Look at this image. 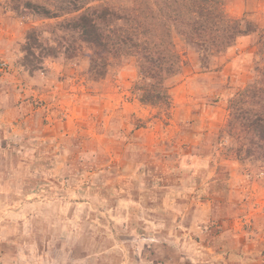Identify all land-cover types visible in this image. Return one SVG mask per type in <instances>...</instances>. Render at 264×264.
Wrapping results in <instances>:
<instances>
[{
	"label": "rangeland",
	"instance_id": "obj_1",
	"mask_svg": "<svg viewBox=\"0 0 264 264\" xmlns=\"http://www.w3.org/2000/svg\"><path fill=\"white\" fill-rule=\"evenodd\" d=\"M62 2L0 0V264H264V164L220 140L258 33L209 70L175 36L166 112L131 93L133 65L90 76ZM225 10L264 29V0Z\"/></svg>",
	"mask_w": 264,
	"mask_h": 264
},
{
	"label": "trees",
	"instance_id": "obj_2",
	"mask_svg": "<svg viewBox=\"0 0 264 264\" xmlns=\"http://www.w3.org/2000/svg\"><path fill=\"white\" fill-rule=\"evenodd\" d=\"M228 0H129L118 7L106 0H63L66 27L78 34L79 50L89 74L103 80L115 66L133 65L138 76L131 93L144 105L172 108L170 81L180 74L183 58L175 36L199 55L201 68L233 47L243 36L258 33L255 77L229 101V118L221 143L241 161L264 164V29L246 19L231 18ZM30 9V8H27ZM45 10V9H44ZM44 17L56 18L50 10ZM42 47L34 31L25 51ZM48 51V50H45ZM48 51L46 55L55 52Z\"/></svg>",
	"mask_w": 264,
	"mask_h": 264
},
{
	"label": "crops",
	"instance_id": "obj_3",
	"mask_svg": "<svg viewBox=\"0 0 264 264\" xmlns=\"http://www.w3.org/2000/svg\"><path fill=\"white\" fill-rule=\"evenodd\" d=\"M171 111V110H170Z\"/></svg>",
	"mask_w": 264,
	"mask_h": 264
}]
</instances>
